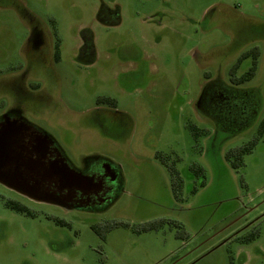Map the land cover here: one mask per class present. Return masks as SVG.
<instances>
[{"label": "rangeland", "instance_id": "1", "mask_svg": "<svg viewBox=\"0 0 264 264\" xmlns=\"http://www.w3.org/2000/svg\"><path fill=\"white\" fill-rule=\"evenodd\" d=\"M101 4L118 6V24L96 20ZM37 24L51 36V60L60 40L51 63L55 89L50 69L37 61L29 67L26 40L29 25ZM85 29L95 51L88 64L75 58ZM254 46L256 58L240 56ZM253 62L254 75L241 86L258 90L261 113L244 132L224 137L197 110L204 73L227 82L231 70L240 76ZM25 70L27 82L49 86L42 101L29 100L37 110L26 115L72 160H112L122 184L100 213L32 204L28 217L0 199V264H166L168 256L191 250L179 264L194 256L192 264H264V134L238 169L225 158L254 138L264 117V0H0V99L15 102L6 82ZM99 97L116 100L115 107L99 106L126 114L127 129L91 115ZM190 123L209 131L194 138ZM158 152L168 157L160 161ZM171 162L182 181L178 192L165 165ZM196 165L204 169L203 186ZM249 227L256 239H233Z\"/></svg>", "mask_w": 264, "mask_h": 264}, {"label": "flooded vegetation", "instance_id": "2", "mask_svg": "<svg viewBox=\"0 0 264 264\" xmlns=\"http://www.w3.org/2000/svg\"><path fill=\"white\" fill-rule=\"evenodd\" d=\"M36 20L37 18L33 17L34 23L39 22ZM29 26V35L25 46L26 53L31 52L28 56L29 67L34 66L33 63L37 61L40 62L41 66L50 69L54 77L52 79L53 85L49 84V86L51 85V88L55 89L56 74L51 63L59 58L60 40L57 37L54 39L52 44L53 60H51L49 31H43L40 24ZM35 40L39 41L40 44L36 45ZM90 40L82 46L80 39L75 57L80 63L81 60H84L86 64L94 61L93 38ZM29 71L25 70L21 75L7 79L6 89H10L11 92L9 90L8 92L13 95L15 102L9 103L5 99H0V131L5 134H13L12 142L15 144L13 149L21 157L11 169L13 170L11 174L17 176L14 178V184L31 190L34 192L35 198H30L10 187L7 183L0 182V187L3 190L0 192V199L6 208L28 217L33 216L32 204H47L65 211L100 213L107 210L116 200L121 188L122 177L119 167L112 160L103 156L81 158L80 155L77 161L72 160L57 139L43 125L26 115L27 111L37 110L28 106L29 100L37 97L38 100L42 101L44 95H47V90H49L48 85L42 87L40 82H27V77L31 72ZM28 88L36 90V93L34 94ZM44 104L41 103L42 107L39 109H43ZM96 104L97 107L91 110V115L96 116L101 124L105 121L112 126L121 125L125 127L126 125V129L128 128L129 120L126 114L100 107L99 104L101 103ZM104 104L115 107L108 103ZM65 169H70L91 181L81 182L78 187H73L65 179ZM13 207H21L23 211H16ZM45 218L52 220L58 226H67L65 218L62 216L47 213ZM247 229L242 228L237 234L244 233ZM191 251L168 256L166 264H179ZM194 257L181 264L194 263V260L197 259Z\"/></svg>", "mask_w": 264, "mask_h": 264}, {"label": "trees", "instance_id": "3", "mask_svg": "<svg viewBox=\"0 0 264 264\" xmlns=\"http://www.w3.org/2000/svg\"><path fill=\"white\" fill-rule=\"evenodd\" d=\"M95 18L102 25L111 26L116 25L120 21V12L118 6L108 7L101 4L97 10ZM87 32V33H86ZM83 36L82 46L85 45V36L89 35L88 41L92 39L90 30H82ZM85 40V41H84ZM257 46L251 47L240 53L241 57L252 55L256 58L258 50ZM255 62L252 63L250 68L236 76L233 70L230 71V77L227 82L219 77L211 78L210 73L205 72L204 78L206 81L203 83L197 101L198 112L208 120H210L215 128L216 133H220L224 137H233L241 132L247 130L252 126L261 113V98L256 88L242 87L245 81L250 80L255 71ZM97 103H108L116 106V100L112 97H99ZM189 131L194 138L200 134H206L209 130L198 127L194 124H188ZM264 134V117L260 118L255 131V136L250 141L243 143L240 146L230 148L225 153L226 160L230 163L231 167L238 169L242 166V156L249 153L254 143ZM160 161H164L168 156L162 153L155 155ZM171 177V186L175 192H178L181 187V180L179 172L174 168L173 163L165 164ZM195 174L201 176L200 185L203 186L204 169L200 165L192 166ZM195 189H193V192ZM16 211H23L21 207H13ZM149 227V225H147ZM95 230V226H91ZM96 231V230H95ZM258 237L256 228H248L244 233L237 234L233 237L239 243H248Z\"/></svg>", "mask_w": 264, "mask_h": 264}, {"label": "water", "instance_id": "4", "mask_svg": "<svg viewBox=\"0 0 264 264\" xmlns=\"http://www.w3.org/2000/svg\"><path fill=\"white\" fill-rule=\"evenodd\" d=\"M13 134H5L4 132L0 131V182L7 183L10 187L14 188L15 190L27 195L30 198H35L34 192L31 190L25 189V187H22L20 185L14 184V178L17 177L14 174H11L13 170L12 166L17 164V161L21 159L20 156H18L15 153V144L13 141ZM18 167V165H17ZM65 179L68 181V183L73 187H78V185L81 182H87L91 181L85 178L84 176H81L78 173H75L74 171L70 169H65ZM20 178V176H19ZM250 224V223H249Z\"/></svg>", "mask_w": 264, "mask_h": 264}]
</instances>
